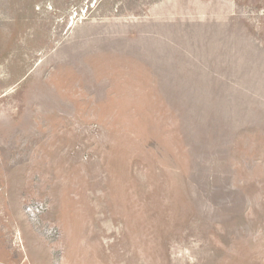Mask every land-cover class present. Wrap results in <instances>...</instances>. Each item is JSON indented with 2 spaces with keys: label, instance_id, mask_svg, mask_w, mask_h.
I'll list each match as a JSON object with an SVG mask.
<instances>
[{
  "label": "rangeland",
  "instance_id": "rangeland-1",
  "mask_svg": "<svg viewBox=\"0 0 264 264\" xmlns=\"http://www.w3.org/2000/svg\"><path fill=\"white\" fill-rule=\"evenodd\" d=\"M0 264H264V0H0Z\"/></svg>",
  "mask_w": 264,
  "mask_h": 264
},
{
  "label": "built area",
  "instance_id": "built-area-1",
  "mask_svg": "<svg viewBox=\"0 0 264 264\" xmlns=\"http://www.w3.org/2000/svg\"><path fill=\"white\" fill-rule=\"evenodd\" d=\"M31 210H32V208H30V210H28V211H30V212H31Z\"/></svg>",
  "mask_w": 264,
  "mask_h": 264
}]
</instances>
